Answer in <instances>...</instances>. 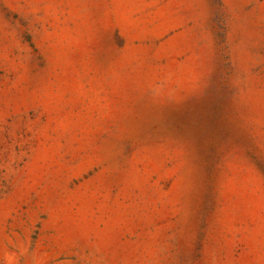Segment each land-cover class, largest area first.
<instances>
[{"label":"rangeland","instance_id":"1","mask_svg":"<svg viewBox=\"0 0 264 264\" xmlns=\"http://www.w3.org/2000/svg\"><path fill=\"white\" fill-rule=\"evenodd\" d=\"M0 264H264V0H0Z\"/></svg>","mask_w":264,"mask_h":264}]
</instances>
